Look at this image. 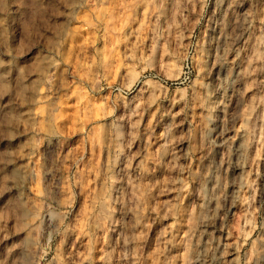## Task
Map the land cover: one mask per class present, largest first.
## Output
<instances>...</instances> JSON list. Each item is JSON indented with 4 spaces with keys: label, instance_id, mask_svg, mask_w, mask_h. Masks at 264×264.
<instances>
[{
    "label": "rangeland",
    "instance_id": "1",
    "mask_svg": "<svg viewBox=\"0 0 264 264\" xmlns=\"http://www.w3.org/2000/svg\"><path fill=\"white\" fill-rule=\"evenodd\" d=\"M0 264H264V0H0Z\"/></svg>",
    "mask_w": 264,
    "mask_h": 264
}]
</instances>
